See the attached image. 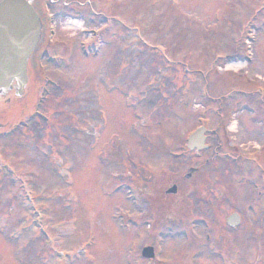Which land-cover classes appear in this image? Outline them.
<instances>
[{
	"label": "rangeland",
	"instance_id": "374dc122",
	"mask_svg": "<svg viewBox=\"0 0 264 264\" xmlns=\"http://www.w3.org/2000/svg\"><path fill=\"white\" fill-rule=\"evenodd\" d=\"M91 6L112 21L100 53L84 57L79 42L93 39L83 27H98L105 17L89 24L57 18L53 45L44 19L31 61L34 93L19 104L13 98L0 113L6 128L19 125L0 136V161L11 169H0V264H264V152L255 164L247 156L253 147L233 148L246 131L254 134L264 98L256 89L264 87V0H92ZM251 33L256 42L249 44ZM48 45L60 59L43 60L41 72L37 60ZM248 45L253 63L226 60L247 53ZM42 77L53 80L39 107L46 119L30 118L38 115L33 102ZM245 79L251 97L231 92ZM224 94L227 102L239 101L234 112L241 110H230L239 137L227 142L208 132L215 146L188 152L197 126L215 129L225 117L227 105L217 111L212 100ZM262 138L255 146L264 151ZM190 168L197 170L187 179ZM174 184L178 192L167 194ZM150 192L165 202L154 218L144 201ZM237 210L244 219L231 228L225 221ZM146 245L154 246L155 259L141 256Z\"/></svg>",
	"mask_w": 264,
	"mask_h": 264
},
{
	"label": "water",
	"instance_id": "95a60500",
	"mask_svg": "<svg viewBox=\"0 0 264 264\" xmlns=\"http://www.w3.org/2000/svg\"><path fill=\"white\" fill-rule=\"evenodd\" d=\"M41 22L33 7L24 0H3L0 3V92L12 87L22 95L28 82V59L40 36ZM205 129H200L189 147L205 148ZM170 191H175V187ZM143 254L153 256L151 247Z\"/></svg>",
	"mask_w": 264,
	"mask_h": 264
},
{
	"label": "flooded vegetation",
	"instance_id": "af4514ba",
	"mask_svg": "<svg viewBox=\"0 0 264 264\" xmlns=\"http://www.w3.org/2000/svg\"><path fill=\"white\" fill-rule=\"evenodd\" d=\"M3 126H4V124H3V123H0V127H1V129H2Z\"/></svg>",
	"mask_w": 264,
	"mask_h": 264
}]
</instances>
